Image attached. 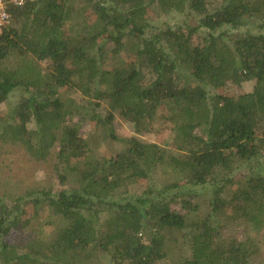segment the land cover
I'll list each match as a JSON object with an SVG mask.
<instances>
[{
    "label": "trees",
    "instance_id": "trees-1",
    "mask_svg": "<svg viewBox=\"0 0 264 264\" xmlns=\"http://www.w3.org/2000/svg\"><path fill=\"white\" fill-rule=\"evenodd\" d=\"M72 1L7 5L0 144L36 161L57 145L60 188L0 197V264H93L99 254L110 264H157L172 232L186 243L175 263L252 264L254 247L218 233L237 220L264 227V0ZM74 6L91 10L84 31H74ZM172 11L195 21L152 26L151 17ZM67 89L87 99L110 138H118L114 112L135 135L113 156L94 158L84 120L72 119L82 111L61 95ZM16 91L21 97L9 105ZM101 102L103 118L95 113ZM158 117L173 134L169 147L136 135L158 134ZM158 169L171 175L162 185L151 182ZM196 187L209 196L207 213L194 218ZM45 206L56 226L18 239Z\"/></svg>",
    "mask_w": 264,
    "mask_h": 264
},
{
    "label": "rangeland",
    "instance_id": "rangeland-1",
    "mask_svg": "<svg viewBox=\"0 0 264 264\" xmlns=\"http://www.w3.org/2000/svg\"><path fill=\"white\" fill-rule=\"evenodd\" d=\"M75 1V6L77 5V0ZM72 1V2H73ZM74 3V2H73ZM72 7V22L74 26V31L81 32L86 30L88 24L91 23L93 15L88 7ZM153 27H163L165 25L176 26L181 23H194V16L189 14L188 11L177 12L172 11L166 15H160L159 17H151ZM246 28L253 29V25L245 27L241 30H246ZM257 28V24H256ZM251 30L256 32L257 29ZM261 32H264V27L261 28ZM111 52L108 53V59L111 60ZM107 57V55H105ZM112 61V60H111ZM107 63L108 60H106ZM45 73L47 67L42 64ZM252 87L251 82H244L242 88L244 91H249ZM61 95L67 100H73L72 109L77 111L80 110L82 113L74 116L72 119L82 118L84 120V125L82 130L84 135L89 136L92 140L93 146V157L97 160L103 157H111L114 153L121 150L124 145L121 141L123 138H127L131 135H135L133 132V126L130 122L126 121L116 112H114V117L112 119V128L114 135L118 138L113 139L109 137L108 130L104 128L101 122L94 121L91 119L90 113L94 112L88 108L87 99L79 92L75 90H61ZM234 94L233 92H230ZM21 97V93L16 91L13 92L8 98L9 105H15ZM7 106V103H6ZM5 104L0 106V111L5 110ZM90 110V111H88ZM107 106L105 102H101L100 106L95 110L100 118L105 117L107 112ZM77 114V113H76ZM165 115V114H163ZM168 122L163 117H158L154 120V128L158 130V134L150 136H140L144 140H149L153 142H158L161 145L169 147V143L172 139L173 134L169 132ZM32 127V124L29 125ZM57 145L51 150L47 160L36 161L31 158L22 147L17 145L0 144V197L5 198L7 201L16 199L18 196L25 194L27 191H32L33 189L39 190H52L55 191L60 188V184L57 179L56 174V158L55 154L57 152ZM92 158V157H91ZM167 171H162L161 169L156 172L152 177L151 182L154 185H162L164 180L170 179L171 175ZM139 185L146 187V180L140 179ZM197 188V187H196ZM196 191L200 193V198L198 199V210L194 218L198 216H204L206 212V205L208 199V188H197ZM138 192V191H137ZM193 218V217H192ZM57 218L54 213L45 206L41 209L38 217L34 219L27 230L18 237L21 241L30 233L37 236L48 235V231L52 227L56 226ZM218 236L220 239H241L245 241L248 246L254 247L256 253L254 255L252 264H264V227L260 230H255L251 225L244 220H237L229 225L224 224L219 228ZM170 241L168 242V256L158 261L157 264H178L175 263L179 255H186L183 253L185 251V240L180 232H172L169 236ZM183 250V251H182ZM93 264H110L109 258L104 254H99Z\"/></svg>",
    "mask_w": 264,
    "mask_h": 264
},
{
    "label": "built area",
    "instance_id": "built-area-1",
    "mask_svg": "<svg viewBox=\"0 0 264 264\" xmlns=\"http://www.w3.org/2000/svg\"><path fill=\"white\" fill-rule=\"evenodd\" d=\"M29 0H0V32L10 25V14L7 8L8 3L22 5Z\"/></svg>",
    "mask_w": 264,
    "mask_h": 264
}]
</instances>
